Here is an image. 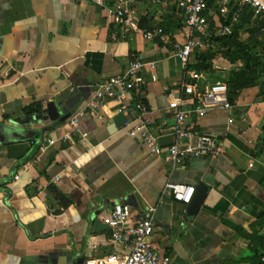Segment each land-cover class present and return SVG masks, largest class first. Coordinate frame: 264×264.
<instances>
[{"label":"crops","instance_id":"0c3cea01","mask_svg":"<svg viewBox=\"0 0 264 264\" xmlns=\"http://www.w3.org/2000/svg\"><path fill=\"white\" fill-rule=\"evenodd\" d=\"M119 5L0 0V264H90L120 253L108 224L115 202L131 205L134 217L154 210L152 240L170 264H264V79L231 107L187 122L191 132L216 138V155L174 163L166 149L175 140V115L190 105L181 83L196 70L195 55L187 71L175 57L184 9L173 0L132 5L141 29L164 28L166 36L150 41L113 21L109 11ZM206 15L213 31L225 24L218 0ZM237 25L236 36L248 42ZM136 59L158 66L140 71L143 84L123 102L89 108L100 85ZM243 66L219 58L201 82L224 81ZM139 102L162 156L128 135L131 117L121 106ZM5 125L35 136L13 140ZM206 180L211 189L189 219L188 204L166 185L196 188Z\"/></svg>","mask_w":264,"mask_h":264},{"label":"built area","instance_id":"2783aa9c","mask_svg":"<svg viewBox=\"0 0 264 264\" xmlns=\"http://www.w3.org/2000/svg\"><path fill=\"white\" fill-rule=\"evenodd\" d=\"M103 5L104 0H93ZM139 0H120L116 9H110L111 18L124 30L141 33L147 40L153 41L166 36L163 27L141 29L135 12L132 8ZM182 5L184 9V22L181 30L183 40L175 44V57H177L187 71L193 55L200 51H212L217 48L215 37L220 35H233L236 25L240 21L241 13L249 7L257 15V23L264 24L263 0H218V11L226 24L213 31L211 20L206 15L207 0H173ZM236 4V5H235ZM236 7V8H234ZM157 61L144 62L140 59L130 61L124 72L117 74L100 85L98 92L89 103V108H99L104 101L110 99L118 102L126 100L131 92L138 89L143 81L139 77L142 69H156ZM203 71L192 70L189 77L182 83V91L190 101L189 106L179 109L176 113V125L173 127L174 142L167 147V158L180 162L187 157L214 156L218 153L219 145L216 138L209 133H194L186 128L187 122L194 116H205L210 110L231 107L228 101L227 82L202 83ZM153 80L157 74L153 73ZM121 112L131 117L127 122L128 135L140 137L151 154L162 156L164 148L158 141L150 121L143 118L148 107L142 103L122 105ZM85 110L76 113L77 117L83 115ZM66 133L64 138L70 137ZM54 143V141H50ZM166 190L178 201L189 204L196 188L183 183L169 182ZM132 206L127 203L115 202L113 204L108 224L112 231V240L118 243L123 250L120 253L110 254L97 259L90 264H170V259L154 244L152 237L155 230L154 210L146 216L134 217Z\"/></svg>","mask_w":264,"mask_h":264},{"label":"trees","instance_id":"16d2710c","mask_svg":"<svg viewBox=\"0 0 264 264\" xmlns=\"http://www.w3.org/2000/svg\"><path fill=\"white\" fill-rule=\"evenodd\" d=\"M215 1L207 0L208 10L214 6ZM256 21L257 15L249 7H245L237 28L244 30L250 40L240 41L235 33L216 36L214 39L217 48L212 51L197 52L194 56V63L191 65V68L197 71H210L213 62L219 58L244 61L243 67L234 68L227 77L223 78L228 85L230 104L237 99L243 89L256 86L264 79V24L254 28L252 25ZM226 23L228 22L225 21Z\"/></svg>","mask_w":264,"mask_h":264},{"label":"water","instance_id":"95a60500","mask_svg":"<svg viewBox=\"0 0 264 264\" xmlns=\"http://www.w3.org/2000/svg\"><path fill=\"white\" fill-rule=\"evenodd\" d=\"M124 121H125V116L123 114H120L116 118V123L118 124H121ZM1 129L3 130V134H9L13 140H18L22 138H33L35 136L34 133H32L31 131L25 132L21 129L12 128L6 125L1 127ZM210 189H211V185L209 184V180H206L205 182H201L199 186L196 187L194 196L191 202L188 204L187 217L189 219L195 217L198 211L201 209Z\"/></svg>","mask_w":264,"mask_h":264}]
</instances>
